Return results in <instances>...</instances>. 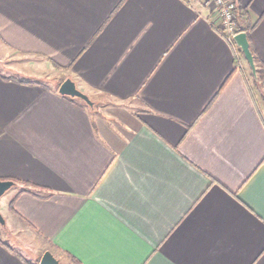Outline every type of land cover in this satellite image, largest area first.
I'll return each mask as SVG.
<instances>
[{
  "label": "crops",
  "instance_id": "1",
  "mask_svg": "<svg viewBox=\"0 0 264 264\" xmlns=\"http://www.w3.org/2000/svg\"><path fill=\"white\" fill-rule=\"evenodd\" d=\"M242 6L264 66V0ZM214 20L208 0H0V47L93 103L0 56V264H264L263 109Z\"/></svg>",
  "mask_w": 264,
  "mask_h": 264
},
{
  "label": "water",
  "instance_id": "2",
  "mask_svg": "<svg viewBox=\"0 0 264 264\" xmlns=\"http://www.w3.org/2000/svg\"><path fill=\"white\" fill-rule=\"evenodd\" d=\"M235 46L240 49L249 69L251 72V75L254 79L257 78L256 74V66L254 62V56L250 50V44L247 38V34L245 32H237L233 37ZM58 94L62 96H68L72 98H79L83 100L88 106H92L93 103L89 99V97L80 91L75 82L71 78H66L63 82L60 83L58 87ZM13 186L12 181H2L0 180V197L5 194L6 191H8ZM0 226H5V220L3 216L0 214ZM38 264H60L58 259L54 257V255L46 250L43 252L39 259Z\"/></svg>",
  "mask_w": 264,
  "mask_h": 264
},
{
  "label": "rangeland",
  "instance_id": "3",
  "mask_svg": "<svg viewBox=\"0 0 264 264\" xmlns=\"http://www.w3.org/2000/svg\"><path fill=\"white\" fill-rule=\"evenodd\" d=\"M3 48L4 49H2L0 47V56H5V58L3 59L4 60L3 61L4 64L6 62L5 59H7V56L10 53V55L12 56L11 59L16 58L17 59V63H20V65H18L19 68L22 65L25 68L26 67L33 68V67H36V66L38 67L39 72H37L36 74H38L39 76H42V78L33 77V78H30L29 80H33V81L36 80L38 82H42V83H45V84L53 85V86H55V88H57V86L59 85V83H61V82H63L65 80V79L62 80L65 77V75H64V73L60 69H57V68H54V67L51 68L50 67V64L47 65V67H45L44 64L42 63V62H44L43 60L34 59L32 57H24L22 55H18V54H15V53L10 52L5 47H3ZM7 53H8V55H7ZM13 61H15V60H13ZM29 62L31 64V66H28L27 65V63H29ZM3 63H1L2 66H3ZM12 64H14V62H12ZM57 90H58V88H57ZM257 97L259 98V95H257ZM94 101H95V103H94L95 104V107L97 109L98 106H99V104H98L99 102L97 100H94ZM263 114H264V110H263ZM14 191H15V188L12 187L8 191L5 192V194L2 196V198H0V214L3 216L4 219H5V215H6V210L4 209V207L7 206L8 201L10 200V196H11V194ZM12 239H14L17 244L22 245V243L20 242V240H23V237L22 236H19V235L17 236L16 235ZM27 248L29 249L30 247H27Z\"/></svg>",
  "mask_w": 264,
  "mask_h": 264
},
{
  "label": "trees",
  "instance_id": "4",
  "mask_svg": "<svg viewBox=\"0 0 264 264\" xmlns=\"http://www.w3.org/2000/svg\"><path fill=\"white\" fill-rule=\"evenodd\" d=\"M233 7V12L235 15V27H236V33L237 32H245L247 34V38L249 40L250 30L252 29L253 25L248 21L247 18V12L246 9L242 6V0H228ZM239 55L243 57L240 49L236 47ZM251 50V48H250ZM253 56H254V62L256 66V74L257 78L254 79L251 77L252 86L255 92L259 95V98L257 97L258 104L260 106V109L264 110V66L259 65L257 57L254 55L253 51L251 50ZM2 79H7L2 77ZM39 260L35 262V264H38Z\"/></svg>",
  "mask_w": 264,
  "mask_h": 264
},
{
  "label": "built area",
  "instance_id": "5",
  "mask_svg": "<svg viewBox=\"0 0 264 264\" xmlns=\"http://www.w3.org/2000/svg\"><path fill=\"white\" fill-rule=\"evenodd\" d=\"M211 8L215 12L214 25L216 31L222 38L233 47L235 46L233 37L236 34L235 15L232 4L228 0H208Z\"/></svg>",
  "mask_w": 264,
  "mask_h": 264
}]
</instances>
